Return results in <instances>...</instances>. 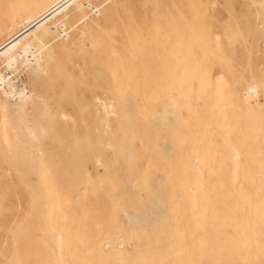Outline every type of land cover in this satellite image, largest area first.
<instances>
[{
    "label": "bare ground",
    "instance_id": "bare-ground-1",
    "mask_svg": "<svg viewBox=\"0 0 264 264\" xmlns=\"http://www.w3.org/2000/svg\"><path fill=\"white\" fill-rule=\"evenodd\" d=\"M130 1L0 0V192H11L16 186L28 191L29 174L42 184L57 169L56 161L48 159L53 156L52 139L75 121L67 100L44 96L38 85L48 76L49 61L56 52H66L65 56L68 51L94 52L93 39L83 35L94 29L99 32L110 23L116 7H126ZM249 1L260 2L264 9V0ZM207 5L209 16L222 9L219 0ZM137 7L140 25L134 23L132 29L140 26L137 33L143 46L135 49L144 61L141 76L125 77L134 67L129 66L133 53L130 61L125 59L129 67L112 61L107 79L99 77L95 93L83 96L78 108L88 110L97 126L90 134L87 128L81 133L75 129L81 136L75 140L82 143L78 148L82 154L97 148V154L88 155L91 164H81L82 173L99 174V167L105 175L118 172L109 166L107 149L113 158L124 160L125 168L116 175L118 183L111 185L110 197L112 205H123L124 219L111 236L95 238L89 247L84 239H76L79 245L71 246L62 233L49 232L47 249L54 252L51 264H264V62L259 65V77L234 89L231 97H222L226 92L222 73L214 76V84L203 77L198 84L205 92H194L190 85L197 83L190 79L191 72L203 73L207 52L221 44L219 20L194 23L196 52L192 53L190 44L183 52L173 38L171 18L174 12L197 17L189 0H142ZM255 26L264 31V19ZM119 27L109 30L121 36ZM129 45L131 49L124 48L130 53L133 45ZM92 69L85 77H91ZM74 127L68 131L74 132ZM2 203L0 198V209ZM135 206L136 211L129 208ZM39 264H48L47 257Z\"/></svg>",
    "mask_w": 264,
    "mask_h": 264
},
{
    "label": "rangeland",
    "instance_id": "rangeland-1",
    "mask_svg": "<svg viewBox=\"0 0 264 264\" xmlns=\"http://www.w3.org/2000/svg\"><path fill=\"white\" fill-rule=\"evenodd\" d=\"M134 1L135 0L130 1V4L128 6L122 7L121 9L119 7H116V12L113 14H116V16L114 17L113 15H111L110 23L107 22V24L110 25V28L107 29L108 25H106L100 27L98 29L99 32L97 31L99 33L98 36H101V38H99L97 34L93 33L96 32L95 30L97 29L92 30V34L91 31H87L88 33H85L83 35L88 36L89 34V36L92 38H88L96 41V43L94 44V41L90 40L92 41V51L94 52H90L88 50V52L85 53V50L83 54V51L79 53L77 51L76 53L73 51H68L67 55L65 56L66 52H64L63 54L62 51H59V53H55L57 57L54 55L49 61L50 68L48 76L41 80L40 84L38 85L39 91L41 94L47 97H53L55 99L63 98L67 100L66 106L70 113H72L75 124L71 126L69 125V129H65L60 133L61 135L57 134L52 139V144L50 145V147L51 150H53V156H48V159H50V161H56L57 169L54 172L48 174L42 184L37 183L35 174H29L28 178L31 182L30 190L24 191L23 189H19L20 187L16 186V189L11 192H0V198L3 202V208L0 209V264H8L9 260L10 263L12 262L11 264H39L42 257H47L48 264H51L50 259H53L54 252L47 249L48 243L46 237L49 232L62 233L67 241L66 243L70 244L71 246L79 245L80 241H77L76 239H84V241L82 242L89 247L91 246V241L93 239L100 236L107 238L109 234V236H111L113 231L118 228L117 222L123 218L121 211V207L123 205L119 204L115 206L111 204V185H115L118 183V177L116 175H121V169L125 168V162L121 158H113L111 155L112 150L107 149V159L110 160L109 166L111 169H113V171L118 170V172H116L115 174L113 172L109 175H105L104 173H102V169H100L99 167L97 170L99 174L94 171H91V173H89V176L82 173L80 170L81 164L84 163L85 165H90L91 160H89L88 155L97 154V148L95 147L91 152H89L88 150L87 152L83 150V153L85 154H82L78 150L79 145H82V143L75 140V138H80L81 136L75 134V129L77 130L76 133H81L85 128H87L90 134L94 131L95 126H97V124L95 125V122L92 118V114L88 110L80 111L78 108L80 102H83V96L86 97L88 93H95L94 86L100 83V79H107V70L109 69V67H111L110 63L112 61L116 62L117 64L120 63L125 68V65L128 66V64L130 63L128 61L133 58L132 60H134V62L131 61L132 64L130 63L129 66L133 65L135 68L132 67L131 71H128L131 68L130 67L128 69V66V70L126 69L127 72L125 70V77H130L131 79L136 80L141 76V71L143 68L141 64H143L144 61L138 51L141 49L140 47H142L143 44L142 42H139L141 34L139 33V36V34L137 33V31L140 32V26H137L138 28L136 27V30H139H134V32L133 29L135 28V25L133 24L135 23L136 25H140L138 24L140 23V20L136 21V18L138 14L141 15L140 11H138L137 6L142 5V0L139 1L138 4V1ZM209 1L210 0H189V7L190 5H194L197 10V17L193 16L190 12L184 13L182 16L174 12L171 18L174 36L173 38L177 40V43L178 41L180 42L179 46L182 47L183 52L187 51L185 47L190 44L189 46H193L192 53H194L196 52V32L194 29V23L199 24L202 22V20L206 22L210 18H212V23H215L216 18L219 20V23H221L220 31L218 29V31L221 33V44L219 46L220 48L211 46L213 49L207 52L203 73L197 74L191 72L190 79L197 84L192 83V86L190 85V89L194 92H202L204 91L202 89L204 86L198 84V82L201 83L203 77H209L211 79V82L213 83L214 76L218 73H222L225 80L223 89L226 91H224L225 93L222 94V97H231L232 94L234 95V89L241 88L248 80L257 78L259 77V74H261V68L259 67V65L264 62V50L261 48V42L264 41V31L257 30L255 22L257 20L264 19V15L260 14L264 13V9L260 5V2L251 4L249 0H219L222 9L218 13L209 16L208 11L205 8L206 6H208L207 4H209ZM250 5L252 6V8L250 7V9H248ZM125 10H128V12H130V14L128 13V16H131V14H133L131 18L126 15V13L124 12ZM255 11L256 13H258L257 15ZM124 15H126V17ZM118 16L120 18L123 17L122 20L119 19V22L114 20ZM124 18L127 21L123 20ZM125 23L126 25H128L125 26ZM119 25L123 26L124 28L128 27V29L120 28ZM111 27L112 30H116L115 28L113 29V27H119L121 36L120 34L116 33L114 36L113 32L115 31L109 30L111 29ZM105 29H107L106 31H108L106 38H109V41H107L108 39H105ZM131 30L133 31L132 33ZM102 31L105 32L104 36L103 33H101ZM123 31L129 32L127 33V37L130 40H128V38L126 37L125 32L123 36ZM109 33L111 34V36H109ZM133 33H137L136 36L138 37V40L136 39V36V40H131V38H134ZM129 34L131 37H129ZM94 37H98L99 40L98 38L97 40H95L96 38ZM121 40L124 41L121 42ZM136 41L138 43H134ZM129 43H132L134 49H132L130 53L129 50L126 51V49L124 48L125 46H127L126 48L131 49L132 46L130 47L131 44L129 45ZM136 44H138V47H136ZM135 48L138 49V53L136 52ZM119 50L121 51L120 53L122 55H119V53L116 54V56L115 53L119 52ZM61 53L65 56V58L61 56ZM125 53L128 56H126ZM131 53L133 54L131 55ZM82 54L84 56L85 54H88V59L91 58V61L90 59L88 61L86 59L87 56L84 57ZM129 54L131 55V58L128 60ZM68 55L69 58L67 59ZM113 55H115V59L113 58ZM58 56L60 59H62L60 60ZM98 57L101 59H99ZM123 57L124 59H122ZM84 58L86 60H84ZM71 59L73 63L70 62ZM125 59H127L128 61ZM84 61L86 64H84ZM87 62L89 63V65ZM191 63L192 62L190 61L189 57L187 64L188 67H191ZM138 64L140 65L138 66ZM87 65L89 68L87 67ZM70 66L73 67L71 68ZM136 66H138V68ZM89 69H92L93 71L91 72V77L88 76L87 78L85 76H87V70ZM135 69H137L138 71L136 70L134 72ZM61 70H63V72L65 73H63ZM80 71H82L83 73L80 74ZM66 73L67 75H65ZM68 75H71L73 80L76 82V86L73 85L74 81L71 80ZM99 77L100 79H98ZM82 78H84V80ZM68 79L73 82L69 81L68 84ZM81 81H84L85 83ZM70 84H72V86H69ZM75 87L76 89H74ZM90 87L92 88L89 90ZM201 98L207 99V96H203ZM82 118L84 121L82 120ZM74 125V132H69L68 130H71ZM53 179L55 181H53ZM48 181L50 182L49 186H47L49 184ZM19 183V178H16V185H18ZM81 188L82 190H80ZM47 199H50V204L48 203V201L46 203ZM18 204L20 205L19 208L17 207ZM47 204L49 207L47 206ZM61 208L63 209V212L62 210H60ZM129 208H132V210L135 211L139 209V207L137 206ZM58 212L61 216L58 214ZM51 215L54 216V219ZM57 217L59 218V221H57ZM57 222L58 225L56 224ZM60 222L62 224H59ZM65 224H67V226H65ZM20 228L22 231L20 230ZM35 233L38 236L35 235ZM22 234H24L23 238ZM18 235H20V237ZM11 249L14 250L11 251ZM16 254L18 257L16 256ZM14 257L17 258L14 259ZM14 260L17 261L15 262Z\"/></svg>",
    "mask_w": 264,
    "mask_h": 264
}]
</instances>
